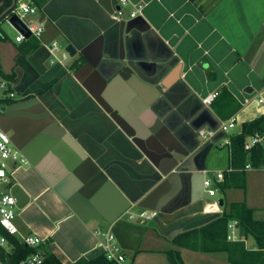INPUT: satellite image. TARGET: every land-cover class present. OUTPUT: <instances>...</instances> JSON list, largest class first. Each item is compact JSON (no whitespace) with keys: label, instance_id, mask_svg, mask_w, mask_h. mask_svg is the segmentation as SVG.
I'll list each match as a JSON object with an SVG mask.
<instances>
[{"label":"crops","instance_id":"obj_1","mask_svg":"<svg viewBox=\"0 0 264 264\" xmlns=\"http://www.w3.org/2000/svg\"><path fill=\"white\" fill-rule=\"evenodd\" d=\"M24 19L43 25L44 42L79 49L51 63L40 41L23 53L34 37L17 42L1 25L0 69L15 74L17 97L0 124L29 161L10 169L17 237L39 236L63 264L103 252L97 228L114 232L123 264H172L175 248L184 264H231L227 252L173 239L231 202L264 219V168H231L228 119L204 102L226 88L244 122L264 114L248 107L264 100V0H49ZM219 170L224 179L209 195L203 181ZM141 210L157 215L129 217ZM244 241L256 249L253 237Z\"/></svg>","mask_w":264,"mask_h":264},{"label":"trees","instance_id":"obj_2","mask_svg":"<svg viewBox=\"0 0 264 264\" xmlns=\"http://www.w3.org/2000/svg\"><path fill=\"white\" fill-rule=\"evenodd\" d=\"M29 1L39 9H42L49 0ZM16 8L17 0H0L1 33L4 34L1 28L3 21L14 15ZM30 39H32V41L27 46L26 44L22 45L26 46L23 53H25L26 50H33L39 46L37 39ZM28 46L30 48H28ZM85 61L83 56H79L75 59L74 67L76 69L79 68ZM0 77L6 79L10 83V89L14 90L12 87L15 78L14 73L7 74L0 69ZM14 100L15 99H5L3 102L11 104ZM210 105L213 111L223 120L234 116L242 106L226 88H222L218 92ZM256 133L264 134V114L252 120L245 121L239 133H232L230 135V140L227 145L231 154V168H245L248 163H250L251 166L259 168L264 164V144H257L250 150L244 147L247 136ZM220 186L229 187L227 183H221ZM241 186H243V184H241ZM232 221H237L240 237L237 241L228 239L229 224ZM248 237H253L255 239L256 249H249L246 247L244 240ZM8 240L13 246V249L11 251L7 249L2 250L1 258L3 260L10 259L13 263H16L37 252H41L44 255L42 264H63L44 244L37 247L27 246L22 243L16 235H8ZM173 241L179 248H188L202 252H227L231 264H264V219H256L254 217V209L249 207L244 201L229 203L226 205L222 215L198 228L189 229L177 234ZM167 255L172 264H184L178 248L167 251ZM73 264L119 263L109 260L105 253L102 252L93 258L88 259L82 257Z\"/></svg>","mask_w":264,"mask_h":264},{"label":"built area","instance_id":"obj_3","mask_svg":"<svg viewBox=\"0 0 264 264\" xmlns=\"http://www.w3.org/2000/svg\"><path fill=\"white\" fill-rule=\"evenodd\" d=\"M128 0H120L121 4H126ZM143 8V5H136L130 12V17L137 16ZM18 9L22 11L23 16H19ZM39 8L34 4H21L20 7L15 9V14H17L21 20L20 30L15 28L14 39L17 42L24 41L29 36L34 37L40 41L47 49L50 54L51 63L62 62L67 59L68 53L62 52L61 45L54 41L46 43L43 40L44 27L39 22H34L33 20L24 19V16L27 14H36ZM123 14L122 9L120 8L117 11V15L121 16ZM8 20V19H7ZM3 33L0 31V41L3 38ZM62 52L61 55L59 53ZM218 93H215L204 99V102L210 104L212 100L216 97ZM17 93L15 90L10 89V83L0 77V119L2 114L5 112L6 107L9 105L6 102H3L5 99H15ZM235 119L231 117L226 121L221 122V129L225 132H228L230 128L234 127ZM213 131H204L201 130V134L206 137L211 135ZM229 140L227 141V143ZM257 144H264V134H251L247 136L244 147L247 150L252 149ZM28 159L23 155L21 150L14 144L11 136L1 127L0 124V264H42L44 260V255L41 252H37L26 259H23L19 262L13 263L11 260H3L1 258V252L3 249L8 247L13 249V246L8 240V235H18L19 229L16 225V198L10 192H8L9 187L12 184V175L10 169L13 164H28ZM248 167H251L249 164ZM264 168V164L261 166ZM224 179V172L219 170L214 174V179L205 178L203 185L205 190L209 195H215L217 189L215 186V181H222ZM157 215L156 211H147L141 210L137 213H130L129 217L131 219L139 218L142 220H150ZM237 221H232L229 224V234L228 239L235 240L237 239ZM95 233L102 237L100 242L101 248L109 260L116 261L119 264H123L126 260L124 253L120 245L116 241V236L111 230H103L101 228L95 229ZM20 241L27 246L37 247L43 244V240L36 235H24L19 237ZM10 250V251H11Z\"/></svg>","mask_w":264,"mask_h":264},{"label":"rangeland","instance_id":"obj_4","mask_svg":"<svg viewBox=\"0 0 264 264\" xmlns=\"http://www.w3.org/2000/svg\"><path fill=\"white\" fill-rule=\"evenodd\" d=\"M2 26H3V28H5L7 30L10 29V30L14 31V29H15L10 23H8L6 21H3ZM60 45H61L62 52H64L65 50L63 48V45L62 44H60ZM62 52H60L59 55H61ZM259 96H261L264 99V93H260ZM262 106H264V100H263V103L260 104L258 102V97H256V99H253L248 105L249 108H254V109H255V107H262ZM244 118H245V112L243 113V110H240V112L236 113V117H234V119H235L234 127L230 128L227 133L231 134V133L239 132V130L242 128V122H244L243 121ZM218 196H219V194L216 195L215 197H212V198L214 199V198H217Z\"/></svg>","mask_w":264,"mask_h":264},{"label":"water","instance_id":"obj_5","mask_svg":"<svg viewBox=\"0 0 264 264\" xmlns=\"http://www.w3.org/2000/svg\"><path fill=\"white\" fill-rule=\"evenodd\" d=\"M8 21H9V23L14 27V28H16L17 30H20L21 31V28H20V23H21V20H20V18H19V16L17 15V14H14V15H12L11 17H9L8 18ZM14 34H15V32L14 31H12L11 33H10V35L11 36H14ZM29 36V34H26V37H28ZM78 49H79V47L75 44V43H73V42H70L68 45H66V47H65V52H67L68 53V55L70 56V57H73V56H75L76 55V53H77V51H78ZM79 56H83L84 58H85V56L82 54V53H80L79 54ZM78 56V57H79ZM85 60H86V58H85ZM120 70V69H119ZM117 72H119V71H117ZM118 74V73H117ZM247 90H251V88L249 87V89H247ZM5 114V113H4ZM4 114H3V116H4ZM17 146V145H16ZM19 148V147H18ZM220 202H221V200H220Z\"/></svg>","mask_w":264,"mask_h":264}]
</instances>
